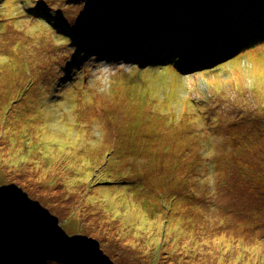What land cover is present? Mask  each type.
I'll use <instances>...</instances> for the list:
<instances>
[{"label":"rangeland","instance_id":"374dc122","mask_svg":"<svg viewBox=\"0 0 264 264\" xmlns=\"http://www.w3.org/2000/svg\"><path fill=\"white\" fill-rule=\"evenodd\" d=\"M39 1L0 0V185L22 187L70 235L98 239L114 264H215L212 253H226L223 264H264V76L261 61L243 66L237 59H253L248 53L264 48V36L230 64L183 75L200 80V97L192 100L181 74L144 66L137 55H148L156 29L180 32L169 12L200 24L208 21L201 16L224 8V17L236 20L231 4L242 6L243 16H258L264 0H42L50 24L57 11L66 13L57 30L31 13ZM82 8L83 18L112 21L82 34L74 29ZM227 20L236 37L224 33L225 46L236 51L254 33L240 19ZM249 68L250 77L263 80L259 92L249 88L254 78L243 83ZM224 74L225 85L216 82L204 100L207 79ZM31 113L38 114L34 122ZM162 241L168 246L159 251ZM0 248L13 264H64L10 240L1 239ZM13 248L30 253L5 250Z\"/></svg>","mask_w":264,"mask_h":264},{"label":"water","instance_id":"95a60500","mask_svg":"<svg viewBox=\"0 0 264 264\" xmlns=\"http://www.w3.org/2000/svg\"><path fill=\"white\" fill-rule=\"evenodd\" d=\"M0 238L64 264H114L98 239L70 235L56 214L13 182L0 185Z\"/></svg>","mask_w":264,"mask_h":264},{"label":"trees","instance_id":"16d2710c","mask_svg":"<svg viewBox=\"0 0 264 264\" xmlns=\"http://www.w3.org/2000/svg\"><path fill=\"white\" fill-rule=\"evenodd\" d=\"M161 1V0H160ZM176 1H180V0H176ZM95 7H96V5H95ZM124 13H125V11H124ZM95 17H96V20L98 19V20H101L102 18H105V15H95ZM112 18L110 17V20H111ZM1 20V19H0ZM4 62H6V61H4ZM28 65H30V63H29V61H28ZM189 130H187V132H188ZM186 132V137H188V135H189V133H187ZM196 132H199V131H193V134H195ZM191 133V132H190ZM162 138H166L167 139V137L166 136H164V135H162L161 136ZM171 139H173V136H171L170 137ZM166 139H164V140H166ZM261 162H264V156H263V158H262V160H261ZM258 174V173H257ZM263 176H264V170H263ZM249 179H252L253 181H254V177H251V178H249ZM233 201V200H232ZM182 238L183 237H180V238H175L174 239V244L175 245H178L180 242H181V240H182ZM1 240V239H0ZM187 241H185V242H182V244H184V243H186ZM202 243H203V241H202ZM167 244V242H164V241H162V242H160V244L158 245V247L159 248H157V250H162L163 249V247H166V246H168V245H166ZM2 245V247H4L3 246V244H1ZM16 246V245H15ZM184 246V251H189V245H183ZM102 248V247H101ZM3 248H0V250H2ZM6 251H9V252H11L12 253V255L14 256V255H17L16 253H17V251L18 252H21L22 254H26V253H30V252H28L27 250H20V249H17V248H13V249H11V250H8V249H5ZM104 251V250H103ZM105 252V251H104ZM106 253V252H105ZM10 254V253H9ZM174 254L170 251V257H172ZM18 256V255H17ZM189 256H192V257H195V258H197V255H195V254H193V255H190V254H185L184 256H183V258H187V257H189ZM210 256L211 257H214V258H217L218 257V259H215V264H223L226 260H225V258H226V253H220V254H216V253H212V254H210ZM20 257V256H19ZM31 258V257H30ZM182 258V256H181V258L179 257V259H180V261L182 262L184 259ZM0 259H2V260H4L5 262L4 263H6V264H13L11 261H13L14 260V258L13 257H11L10 258V256L8 257V258H6L4 255H2V254H0ZM29 259V256L27 257V260ZM29 260H33V258H31V259H29ZM45 261V260H44ZM184 261H187V259L186 260H184ZM232 262H234L235 263V261H237V258L234 260H231ZM237 262H240V260H238ZM205 264H211L210 262H208V263H205ZM239 264V263H238Z\"/></svg>","mask_w":264,"mask_h":264},{"label":"bare ground","instance_id":"6f19581e","mask_svg":"<svg viewBox=\"0 0 264 264\" xmlns=\"http://www.w3.org/2000/svg\"><path fill=\"white\" fill-rule=\"evenodd\" d=\"M151 14V13H150ZM155 16H157V17H159V15H158V12H155ZM157 26L159 27V24H157ZM60 28V27H59ZM84 32H86L85 31V29H82ZM162 31H164V29L162 30ZM167 31V30H166ZM191 32H194V30L193 31H191ZM115 35H117V34H115ZM234 38V36L232 37V39ZM163 40H165V41H168V40H170V38H166V39H163ZM165 41H162L161 42V47L163 48V58L164 59H166V60H170V61H168V62H171V57L167 54V50L166 49H164V45H166V42ZM170 42V41H169ZM80 43V42H79ZM87 43L88 44H90L91 42L90 41H87ZM104 43V42H103ZM105 43H107V42H105ZM101 44H102V42H101ZM234 46V45H233ZM184 48H187V46H183ZM203 47L204 48H208L207 49V53H209V48H211V45L209 44V43H205L204 45H203ZM92 51H94L93 49H91ZM52 52H49V54H51ZM260 61H263V56H260ZM138 60H142V59H138ZM218 62H220V60H217ZM142 62H143V60H142ZM156 62H165V61H163V60H161V61H159V59H157V61ZM211 64H213L214 62H216V60H215V58H214V62L213 61H211V59H210V61H209ZM22 84H23V82H22ZM30 116H31V121H33L34 122V120H35V118H37L38 117V114L37 113H31L30 114ZM29 259H31L30 258V256H29ZM28 259V260H29Z\"/></svg>","mask_w":264,"mask_h":264},{"label":"snow or ice","instance_id":"6c2138e0","mask_svg":"<svg viewBox=\"0 0 264 264\" xmlns=\"http://www.w3.org/2000/svg\"><path fill=\"white\" fill-rule=\"evenodd\" d=\"M261 75L264 76V61L261 62Z\"/></svg>","mask_w":264,"mask_h":264}]
</instances>
